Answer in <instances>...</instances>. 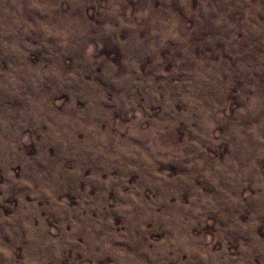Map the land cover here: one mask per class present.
Returning <instances> with one entry per match:
<instances>
[{"label":"clouds","instance_id":"obj_1","mask_svg":"<svg viewBox=\"0 0 264 264\" xmlns=\"http://www.w3.org/2000/svg\"><path fill=\"white\" fill-rule=\"evenodd\" d=\"M0 264H264V0H0Z\"/></svg>","mask_w":264,"mask_h":264}]
</instances>
